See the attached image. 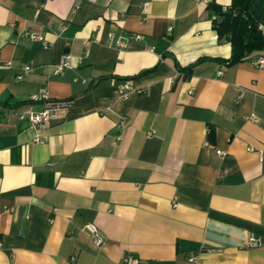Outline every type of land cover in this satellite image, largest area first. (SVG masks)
<instances>
[{"label":"crops","instance_id":"1","mask_svg":"<svg viewBox=\"0 0 264 264\" xmlns=\"http://www.w3.org/2000/svg\"><path fill=\"white\" fill-rule=\"evenodd\" d=\"M212 3L0 0V264H264V53L227 65Z\"/></svg>","mask_w":264,"mask_h":264},{"label":"trees","instance_id":"2","mask_svg":"<svg viewBox=\"0 0 264 264\" xmlns=\"http://www.w3.org/2000/svg\"><path fill=\"white\" fill-rule=\"evenodd\" d=\"M208 8L219 41L232 47L227 65L241 63L254 53H264V0H232L226 9L214 3ZM202 61L181 71L188 77L193 67Z\"/></svg>","mask_w":264,"mask_h":264},{"label":"built area","instance_id":"3","mask_svg":"<svg viewBox=\"0 0 264 264\" xmlns=\"http://www.w3.org/2000/svg\"><path fill=\"white\" fill-rule=\"evenodd\" d=\"M80 1H89V2H96V0H80ZM30 41H37V42H43L44 38L42 36L38 35H30L28 37ZM255 64L260 67L264 68V58H259ZM71 67V56L68 53H65L61 57L60 64L58 65L55 73L60 74L62 73L65 69ZM31 67L25 66L24 67V74L25 72H30ZM24 74L20 75L18 77V80H23L24 79ZM130 94V85L128 82H125L122 84L120 88V97L122 99H127ZM244 97V92H241L239 99L241 100ZM43 100L48 101V98L44 96L42 98ZM38 98H33L32 101L36 102L38 101ZM71 105L70 101H60V102H47V105L45 109L41 112H25L20 115V119H28L31 126L36 130L37 134L34 139L36 143L40 142V139L52 124L56 123L59 121V113L62 111L67 110ZM250 151H253L250 149ZM219 156L222 158L225 156V153L222 151L217 152ZM86 231L88 235L90 236L91 240L95 244L96 247L99 249H103L104 246L106 245V239L101 232V230L94 224H89L86 226ZM261 244V241L257 238H252L250 242V246L252 247H257ZM195 261V257L192 256L190 258V262L193 263ZM122 264H143L140 259L136 258L133 255H126L123 260Z\"/></svg>","mask_w":264,"mask_h":264}]
</instances>
